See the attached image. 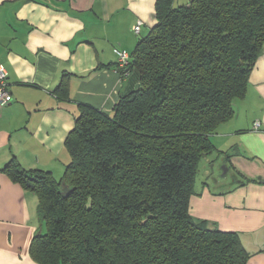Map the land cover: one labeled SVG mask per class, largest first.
I'll return each mask as SVG.
<instances>
[{
	"label": "trees",
	"instance_id": "trees-1",
	"mask_svg": "<svg viewBox=\"0 0 264 264\" xmlns=\"http://www.w3.org/2000/svg\"><path fill=\"white\" fill-rule=\"evenodd\" d=\"M155 18L127 66L117 64L124 74L135 71L139 86L110 113L79 104L60 180L16 158L2 168L38 197L30 245L37 264L250 258L239 234L196 221L189 205L200 161L215 148L210 135L233 117V100L245 96L263 51L264 0H156Z\"/></svg>",
	"mask_w": 264,
	"mask_h": 264
},
{
	"label": "crops",
	"instance_id": "crops-1",
	"mask_svg": "<svg viewBox=\"0 0 264 264\" xmlns=\"http://www.w3.org/2000/svg\"><path fill=\"white\" fill-rule=\"evenodd\" d=\"M155 3L0 0V64L13 95L0 107V264H37L30 245L39 228L38 197L2 168L16 158L27 170L63 173L79 104L110 113L122 94L139 86L135 71L120 70L116 51L132 53L143 27L149 31L156 21ZM139 18L140 36L133 32ZM64 74L69 92L63 98L57 88ZM233 108V117L210 135L215 148L200 161L189 212L209 227L239 234L250 253L247 264H264V47ZM224 164L228 176L220 177Z\"/></svg>",
	"mask_w": 264,
	"mask_h": 264
},
{
	"label": "built area",
	"instance_id": "built-area-1",
	"mask_svg": "<svg viewBox=\"0 0 264 264\" xmlns=\"http://www.w3.org/2000/svg\"><path fill=\"white\" fill-rule=\"evenodd\" d=\"M144 25V22L142 19H138L133 26V32L136 34H139L141 32V29ZM118 61L119 65L121 67L127 66L129 63V54L125 51H118ZM8 73L4 65L0 64V107H5L8 104H10L13 101V95L8 89ZM261 127V123L259 121H256L254 123V129L259 130Z\"/></svg>",
	"mask_w": 264,
	"mask_h": 264
},
{
	"label": "rangeland",
	"instance_id": "rangeland-1",
	"mask_svg": "<svg viewBox=\"0 0 264 264\" xmlns=\"http://www.w3.org/2000/svg\"><path fill=\"white\" fill-rule=\"evenodd\" d=\"M183 1H185V0H175V5H176V6H179V5H181V4L183 3ZM189 1H190V0H189ZM139 19H140V18H139ZM143 22H144V21H143ZM148 28H149L148 26H144V27H143V33H142V35L139 34L138 36H140V35H141L142 37L145 36V35H146L145 33L148 31ZM147 33H148V32H147ZM141 36H140V37H141ZM118 51H124V50H117L116 52H118ZM117 55H118V53H117ZM118 58H119V57L117 56V59H118ZM56 167H58V168H60V169L62 168V166H61L60 164H57ZM65 168H66V166L63 167V170L60 172V173L63 172L61 175H57V173H56L55 175H54V173H53V175H54L58 180H60V179L62 178L63 174H64ZM216 171H217V170H216ZM58 174H59V173H58ZM196 177H197V179H198V178H199V175L197 174ZM39 225H40V223H39Z\"/></svg>",
	"mask_w": 264,
	"mask_h": 264
},
{
	"label": "water",
	"instance_id": "water-1",
	"mask_svg": "<svg viewBox=\"0 0 264 264\" xmlns=\"http://www.w3.org/2000/svg\"><path fill=\"white\" fill-rule=\"evenodd\" d=\"M220 169L222 171V173L220 174V177L228 176L229 167L226 164L221 166ZM230 177H232V176H230ZM233 177H235V176H233ZM233 181H232V184L234 183ZM70 191H71L70 187L68 185L64 184L63 187H62L63 196H65V197L68 196Z\"/></svg>",
	"mask_w": 264,
	"mask_h": 264
}]
</instances>
